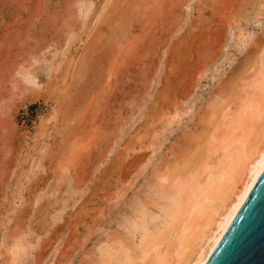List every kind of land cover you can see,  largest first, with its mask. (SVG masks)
<instances>
[{
  "label": "rangeland",
  "instance_id": "rangeland-1",
  "mask_svg": "<svg viewBox=\"0 0 264 264\" xmlns=\"http://www.w3.org/2000/svg\"><path fill=\"white\" fill-rule=\"evenodd\" d=\"M247 1L0 0V264H86L138 242L157 165L264 36V0Z\"/></svg>",
  "mask_w": 264,
  "mask_h": 264
},
{
  "label": "bare ground",
  "instance_id": "bare-ground-1",
  "mask_svg": "<svg viewBox=\"0 0 264 264\" xmlns=\"http://www.w3.org/2000/svg\"><path fill=\"white\" fill-rule=\"evenodd\" d=\"M250 1L246 2L249 6ZM256 9L259 13L264 12V8L260 9V3H257ZM237 28L235 26V35L239 42L244 36ZM262 36L261 40H253L248 50L245 49L241 68L239 66L240 75L236 71L229 72L227 83L217 87L203 109L197 113L198 124L191 138L184 143V149L171 153L168 164L162 162L157 165L159 169H156L157 184L152 188V203L158 216L146 224L143 217L145 204L141 206L140 213L133 215L135 221L130 222L135 229L133 232L139 230L138 242L135 244L134 235H131L130 240L125 238V241L128 239L125 243L113 242L115 244H108L113 246L107 248L103 244L106 250H100L86 264L202 263L264 164ZM206 69H209L208 66L202 67L201 72ZM198 74L200 79L203 73ZM185 113L184 108L176 106L165 115L168 117L163 122L172 123L175 118H179V114ZM162 124L160 129L164 127ZM114 237L115 241L118 240Z\"/></svg>",
  "mask_w": 264,
  "mask_h": 264
},
{
  "label": "water",
  "instance_id": "water-1",
  "mask_svg": "<svg viewBox=\"0 0 264 264\" xmlns=\"http://www.w3.org/2000/svg\"><path fill=\"white\" fill-rule=\"evenodd\" d=\"M201 264H264V164Z\"/></svg>",
  "mask_w": 264,
  "mask_h": 264
}]
</instances>
